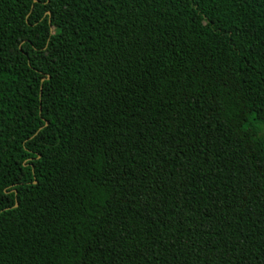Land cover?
<instances>
[{"label":"trees","instance_id":"trees-1","mask_svg":"<svg viewBox=\"0 0 264 264\" xmlns=\"http://www.w3.org/2000/svg\"><path fill=\"white\" fill-rule=\"evenodd\" d=\"M0 264H264V0H0Z\"/></svg>","mask_w":264,"mask_h":264}]
</instances>
